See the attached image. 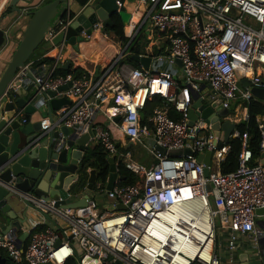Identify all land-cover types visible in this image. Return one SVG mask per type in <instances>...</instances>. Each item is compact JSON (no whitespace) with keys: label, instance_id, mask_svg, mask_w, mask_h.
<instances>
[{"label":"built area","instance_id":"obj_1","mask_svg":"<svg viewBox=\"0 0 264 264\" xmlns=\"http://www.w3.org/2000/svg\"><path fill=\"white\" fill-rule=\"evenodd\" d=\"M9 1L0 0V17ZM88 2L76 12L67 6L45 33L44 56L51 61L46 67L42 64L39 74L32 73L35 93L30 102L41 109L46 106V91L70 83L56 94L70 101L56 110L57 122L83 132L91 125L89 143L101 146L107 158L114 159L116 169L121 161L138 180L124 185L116 181L110 190L104 187L109 209L87 216L74 209L55 210L52 203L14 189L41 211L54 213L63 225L42 230L32 226L26 247L9 234L0 240V249L15 264H63L73 258L74 248L81 257L75 264H221V250L227 263L243 251L244 261L264 264V212L256 213L264 209V114L255 119L260 140L254 165L248 164L247 133L236 128L248 120L250 101L264 102L251 92L252 87L264 90V0H115L117 11L123 7L130 15L123 27L127 43L119 44L96 21L89 27L90 34L80 32L82 41L76 44L91 41L97 32L118 50L99 74H57L65 60L79 65L80 57L73 45L64 40L55 44L53 39ZM128 25L132 26L129 33ZM144 36L150 39L145 41ZM135 39L141 48L137 54L129 49ZM120 45L124 47L119 49ZM134 54L149 58L147 68L127 61ZM29 64L6 84L0 102L15 99L24 74L31 72ZM242 79L249 84H242ZM154 98L162 100L161 106L153 109L148 124H142L141 111ZM194 101L200 105L218 102L226 111L220 121L235 125L229 136V140H240L234 171L221 172L229 140L214 134L211 122L201 118V110L197 108L199 115L189 124ZM170 107L176 118L169 114ZM49 126V118L41 120V129ZM145 139L165 150L189 153L170 157L149 142L144 147L155 163L148 168L136 165L129 161L131 153L124 146ZM208 151V176H204L205 164L197 157ZM192 208L196 210L193 218L189 216ZM214 216L219 217V228ZM241 240L246 243L244 249Z\"/></svg>","mask_w":264,"mask_h":264},{"label":"water","instance_id":"obj_2","mask_svg":"<svg viewBox=\"0 0 264 264\" xmlns=\"http://www.w3.org/2000/svg\"><path fill=\"white\" fill-rule=\"evenodd\" d=\"M70 1L74 0H51L43 5L30 10V2L25 0H10L8 7L10 16L25 13L29 15L28 24L22 37L12 52L4 69L0 72V96L13 75L19 68H22L27 61L35 54L38 47L44 43V35L54 24L56 19L63 15ZM123 1V0H119ZM66 6L63 8V6ZM114 17H118L121 24L129 21L130 15L121 7L117 11L115 0H90L83 10L75 17L65 31L60 32L53 39L55 44L66 41L77 47L82 41L80 32L85 30L90 34V26L96 21H100L105 31L114 28ZM1 20V19H0ZM10 26L7 22H0V50L9 43ZM130 59L139 62L147 68L149 58L131 55ZM180 65V62L177 61ZM70 61H66L62 68L67 69ZM24 83L14 91L15 99L0 102V240L9 234L17 236V232L23 228L25 223H29L34 218L41 217L55 224L54 213L41 211L31 201L19 197L14 189L27 193L35 198H42L46 204L52 203L55 210L74 209L92 205L94 199L88 194H84L79 199L73 196L70 190L71 185L77 180L79 161L87 148L89 139L92 136L91 125L87 130L80 133L79 129L68 128L61 122L54 123L52 111L59 109L70 101L66 97H56L57 92L67 89L70 83L58 87L56 90H48L43 98L46 100V109L49 115L50 127L47 130L41 129V121L30 122L28 116L40 109L34 106L30 99L35 93L31 83L33 75L30 71L24 74ZM242 84L248 85L249 81L242 79ZM252 94L260 100H264V90L256 87L251 88ZM201 110V118L211 122V129L214 134L224 141L229 140L231 131L235 125L227 121L221 122L220 117L226 111H221L218 102L207 105H200L199 101H194L189 111V124L199 115L197 110ZM21 110V114H15ZM102 121L103 119H98ZM118 120V119H115ZM57 127V128H56ZM159 152L166 153L170 157H179L188 154V150H165L153 141L150 142ZM131 146V142L126 143L124 148ZM210 152L204 155L199 154L197 159L205 164L203 173L208 176ZM109 175L105 188L110 190L116 181H123L124 176L118 174L115 161L112 157L108 159ZM264 162V161H263ZM95 170L88 171L86 190L92 191L95 183ZM210 190V185L207 186ZM14 205L20 206L22 218L18 217L17 209ZM121 207V206H120ZM264 209L256 210V213H263ZM230 224V222H229ZM3 226V227H2ZM27 231L17 236L19 244L23 243ZM73 258L80 261L81 257L77 250L73 249ZM246 254H240L238 262L228 264H259L258 260L244 261ZM12 261L11 256H0V264H7ZM46 264H52L48 262Z\"/></svg>","mask_w":264,"mask_h":264},{"label":"crops","instance_id":"obj_3","mask_svg":"<svg viewBox=\"0 0 264 264\" xmlns=\"http://www.w3.org/2000/svg\"><path fill=\"white\" fill-rule=\"evenodd\" d=\"M45 1L46 0H32V1H30V6L34 7V9H35V8L43 5L45 3ZM73 3H74L73 5L75 6L74 8L78 10L80 8V6L76 2H73ZM31 7H29L30 10L32 9ZM10 12L11 11H10L8 4H7L6 10H4V12L1 14V17H0V19H1L0 22H2V23H3V21L7 22L10 26L9 43L6 47H4L2 50H0V72L6 66L8 59L10 58V56H11L12 52L14 51V49L16 48V46L18 45V43L22 37V34H23L27 24H28L29 18H30V16L25 15V13H21V14H17V15L12 14V16L9 17ZM124 25H123V27H124ZM132 25H133V22H132ZM128 28H130V27H128ZM110 33L115 36V34L112 31ZM118 43L123 44L121 40ZM111 46L112 45L110 44V41L109 40L105 41L99 34H97L96 37H94L91 41H87L85 43L79 44V45H77V47L73 46V48L75 50H78L77 52H78L79 57H80V59H79L80 64L74 65L73 63H70V65L67 67V69L73 70L74 68L78 67V68L82 69V72L89 71L93 74H99L100 71H102V67L108 62V58L115 51L118 50V48H116V47L112 48ZM123 47H124V45H122V46L120 45L119 49H122ZM47 49H48V45L45 44L44 46H41L39 49H37L38 51H36L35 54L27 61V64L30 63L29 66L31 68V73L39 74L41 67H44V66L46 67L47 62L42 63V64H44V66H42L40 61L43 58H45L44 55H45ZM100 52L103 56H106V57H103V59H101L100 55H99ZM66 61H69V60H65V62ZM62 65L59 67L62 68ZM62 69H64V68H62ZM158 99L159 98H154L149 102H150V104L155 103L156 104L155 107H159V106H161V102H157L156 100H158ZM56 113H57L56 110L52 111L54 123H57L58 116L56 115ZM169 114H171L172 117H175L174 112L173 113L169 112ZM48 117H49V115H48L46 106H44L41 109L36 110L32 115L28 116L30 122H35L38 120L41 121V120L46 119ZM80 133H83V131L81 130ZM149 142H151V141H149V139H145L144 142L141 144H143V146H144V145H147ZM87 145L89 146V145H93V144L88 143ZM89 170L90 169H88L87 171H89ZM137 178H138V176H137ZM84 194H88L90 197H92L94 199V202L92 205L88 204L85 207L78 208L76 211V213L78 215L87 216L90 213L101 214V213H103L109 209L108 206L110 204V201L106 198V196L102 190L93 189L92 191H87L85 188L83 191H81L77 194H73V196L76 199H79ZM14 207L17 209L18 217L22 218V213L20 212V210H21L20 206L14 205ZM34 225H38V228L44 229L46 227L56 228V227L63 225V224L60 220H58L56 218H55V224H53V223H51V222H49V221H47L41 217L34 218V220H30L29 223L27 222L23 225V228H21V230H19L17 232V236L21 235L22 231H24V230L29 233L32 226H34ZM28 236H29V234H28ZM28 236H26V238H25V240H27V242H28ZM219 253H220V257H221V264H228L226 257H225L224 250H221V252H219ZM240 254H245V252L239 251L237 256H235L234 261L236 259H238Z\"/></svg>","mask_w":264,"mask_h":264},{"label":"trees","instance_id":"obj_4","mask_svg":"<svg viewBox=\"0 0 264 264\" xmlns=\"http://www.w3.org/2000/svg\"><path fill=\"white\" fill-rule=\"evenodd\" d=\"M51 0H46L45 3L50 2ZM89 0H74L80 7L85 5ZM114 28L110 29L116 37H118L123 44H126L128 39L123 35V25L121 24L119 18L116 17ZM130 27V28H128ZM132 26H126V32H130ZM129 49L134 53H140L141 48L137 45V39H135L130 45ZM51 61L50 58H43L40 63H49ZM127 61L136 65L130 57H128ZM56 73L60 75L72 74L77 77L82 73V69L74 68L73 70L62 69L58 67L56 69ZM157 102H162L161 99L156 100ZM153 109H150V102H147L144 109L141 111V123L148 124V118L152 114ZM169 112L173 113V109L170 107ZM249 118L245 122H241L237 124L236 128L240 133H247L248 139V148L251 151V160L248 162L249 165L255 164V159L259 156V140L260 135L256 123V116L264 114V102L259 100H252L249 104ZM171 115V114H170ZM172 116V115H171ZM176 118V117H175ZM228 145L230 149L224 161L221 162L220 170L223 173L232 172L237 168L238 162V154L240 151V140L238 139H230L228 141ZM107 154L103 150V148L99 145H89L84 151L80 161H79V170L77 180L71 185L70 190L73 194H77L83 191L87 185L88 179V169L95 170L96 179L93 185V189L102 190L105 187L107 177L109 175V163L107 160ZM117 171L118 174L124 176L123 181H119V185L131 184L138 180L137 176L132 173L126 166L119 161L117 163ZM38 230H42L43 228H37ZM27 240L24 241V247H26ZM0 256L7 257L8 254L0 249ZM7 264H15L14 261H7ZM63 264H75V260L73 258L67 259Z\"/></svg>","mask_w":264,"mask_h":264},{"label":"rangeland","instance_id":"obj_5","mask_svg":"<svg viewBox=\"0 0 264 264\" xmlns=\"http://www.w3.org/2000/svg\"><path fill=\"white\" fill-rule=\"evenodd\" d=\"M129 2H131V0H129ZM74 3H73V1H70V10L72 11V12H75L77 9H75L74 7V5H73ZM66 6L64 5L63 6V8H65ZM32 8V10H34V7H31ZM118 18V17H117ZM94 37H96L95 35H94ZM93 37V38H94ZM145 41H147V40H149L150 39V37H142ZM115 39L117 40V41H120V39L119 38H117L116 36H115ZM46 43H42L39 47H38V49L41 47V46H44ZM36 51H38V50H36ZM240 85V84H239ZM156 106V104L154 103V104H150V109L152 110L154 107ZM231 108H232V106H231ZM102 123L103 124H105L106 122L105 121H102ZM129 152L131 153V158L129 159V161H131V162H133L134 164H136V165H142V166H144V167H146V168H148V167H150L153 163H155V159H154V157L146 150V148L143 146V144H141V143H136V144H134V145H131L130 147H129ZM209 202H210V208H211V210H214L215 208H216V205H215V203H214V201H213V198H212V195H209ZM213 221H214V225H215V227L216 228H219L220 227V220H219V217L218 216H214L213 217ZM240 243V248L241 249H244V248H246L247 246H246V243L244 242V241H240L239 242Z\"/></svg>","mask_w":264,"mask_h":264},{"label":"bare ground","instance_id":"obj_6","mask_svg":"<svg viewBox=\"0 0 264 264\" xmlns=\"http://www.w3.org/2000/svg\"><path fill=\"white\" fill-rule=\"evenodd\" d=\"M128 33V32H127ZM98 33L96 32V33H94L93 34V36H92V39H93V37H94V35L96 36ZM91 39V40H92ZM195 208H192L191 210H190V212H189V216L191 217V218H193L192 216H194L195 215Z\"/></svg>","mask_w":264,"mask_h":264},{"label":"flooded vegetation","instance_id":"obj_7","mask_svg":"<svg viewBox=\"0 0 264 264\" xmlns=\"http://www.w3.org/2000/svg\"><path fill=\"white\" fill-rule=\"evenodd\" d=\"M115 20H116V17L113 18V21H115Z\"/></svg>","mask_w":264,"mask_h":264}]
</instances>
